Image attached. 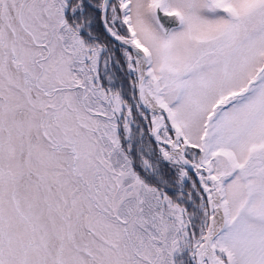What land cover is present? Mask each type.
Returning a JSON list of instances; mask_svg holds the SVG:
<instances>
[{
  "label": "snow or ice",
  "instance_id": "obj_1",
  "mask_svg": "<svg viewBox=\"0 0 264 264\" xmlns=\"http://www.w3.org/2000/svg\"><path fill=\"white\" fill-rule=\"evenodd\" d=\"M0 264H264V0H0Z\"/></svg>",
  "mask_w": 264,
  "mask_h": 264
}]
</instances>
